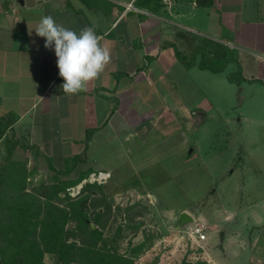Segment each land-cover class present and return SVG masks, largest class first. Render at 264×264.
I'll return each instance as SVG.
<instances>
[{"label":"crops","instance_id":"obj_1","mask_svg":"<svg viewBox=\"0 0 264 264\" xmlns=\"http://www.w3.org/2000/svg\"><path fill=\"white\" fill-rule=\"evenodd\" d=\"M33 1L27 6L0 0V117L9 121L11 134L25 133L39 144L47 134L84 141L91 151L112 135L136 142L157 134L163 145L176 139L184 114L177 78L186 68L174 51L184 52L183 44L194 37L240 50L244 72L252 62L257 68L264 64V0H174L172 10L162 0ZM46 15L77 33L96 25L102 46L110 49V63L86 91L63 92L54 49H46L45 38L35 32ZM172 154L177 160V152ZM260 203L261 212H251L254 223L240 231L231 227L219 250L207 252L213 264H264ZM204 241L198 243L205 247Z\"/></svg>","mask_w":264,"mask_h":264},{"label":"rangeland","instance_id":"obj_2","mask_svg":"<svg viewBox=\"0 0 264 264\" xmlns=\"http://www.w3.org/2000/svg\"><path fill=\"white\" fill-rule=\"evenodd\" d=\"M199 40L207 39L200 36ZM197 44L199 41L193 45L185 42L184 53L190 54L191 45ZM224 47L226 51L217 47L213 50L221 55L218 67L233 57L222 70L201 67L198 61L202 55L213 52L205 45L197 62L179 71L177 94L183 99L184 114L182 134L172 140L174 149H170L171 140L163 145V138L157 134L136 142H129L127 135H112L107 140L101 138L91 151L84 141L65 142L60 134L42 135L47 140L39 144L25 133L11 134L13 131L6 129L7 136L27 147H17L15 155L27 157L29 183L50 182L57 171L71 169L77 163L80 171L106 170L109 177L100 185L113 206L140 201L149 209L141 217V229L126 234L121 251L147 234L160 236L135 264H147L156 258L158 264H179L186 253L189 263L201 260L213 264L207 252L219 250L231 227L240 231L244 223H254L251 212H261L260 201L264 200V64L257 68L250 62V69L244 72L241 51ZM196 111L205 112L206 118L201 119L193 113ZM3 153L0 148V156ZM60 177L64 178L62 174ZM80 183L68 190L71 196L78 194ZM95 209L90 205L91 213ZM183 210L193 216V222L204 226L205 247L192 244L188 232L194 223L173 229ZM116 219L112 218L109 228L117 227ZM45 261L55 264L49 255H45Z\"/></svg>","mask_w":264,"mask_h":264},{"label":"trees","instance_id":"obj_3","mask_svg":"<svg viewBox=\"0 0 264 264\" xmlns=\"http://www.w3.org/2000/svg\"><path fill=\"white\" fill-rule=\"evenodd\" d=\"M205 45L211 51L216 47L226 51L219 43L199 40L191 46L190 54L175 49L174 55L191 67ZM232 59L229 56L218 67L221 55L216 50L203 54L198 62L202 68L219 71ZM8 126L0 117V148L4 150L0 156V264H47L45 255L56 264H135L153 247L160 236L147 234L121 251L126 234L137 233L143 226L141 217L149 209L142 202L113 206L103 187L90 182L84 183L76 196L69 194L68 188L80 183L92 169L80 171L77 163L71 169L57 171L50 182L30 184L27 157L15 155L17 147H27L7 136ZM89 137L90 132L86 140ZM90 205L96 207L92 213ZM115 216L118 225L109 228ZM186 256L179 264H206L201 260L189 263ZM147 264H158V258Z\"/></svg>","mask_w":264,"mask_h":264},{"label":"clouds","instance_id":"obj_4","mask_svg":"<svg viewBox=\"0 0 264 264\" xmlns=\"http://www.w3.org/2000/svg\"><path fill=\"white\" fill-rule=\"evenodd\" d=\"M96 25L78 33L58 24L51 15L41 17L35 32L45 38L44 47L54 49L61 88L66 95L86 91L87 85L97 80L111 61L108 47L102 46L95 31Z\"/></svg>","mask_w":264,"mask_h":264},{"label":"built area","instance_id":"obj_5","mask_svg":"<svg viewBox=\"0 0 264 264\" xmlns=\"http://www.w3.org/2000/svg\"><path fill=\"white\" fill-rule=\"evenodd\" d=\"M174 2V0H162V3H164L165 5H167L168 7H171L172 3ZM131 4L128 5V7H130ZM109 177V173L108 172H104V171H93L91 172L88 177V179H83L81 182L86 183V182H90V183H97V184H102L104 183L107 178ZM83 183H80V185H78L77 187H79L77 190V193H79L80 191V186L83 185ZM76 187H70L68 190H74ZM194 223V224H193ZM191 223V227H190V231L188 232V235L190 236V238L192 239V244L193 242L196 244V246H200L203 248L202 244L198 243V241H204L206 240V235L204 233V226L202 224H198L193 222ZM163 242H165V240H163ZM197 249V248H196Z\"/></svg>","mask_w":264,"mask_h":264},{"label":"water","instance_id":"obj_6","mask_svg":"<svg viewBox=\"0 0 264 264\" xmlns=\"http://www.w3.org/2000/svg\"><path fill=\"white\" fill-rule=\"evenodd\" d=\"M209 1L210 0H194V3L196 5H204L207 2H209ZM18 2L20 3V5L25 4L27 6H30L31 4L32 5L34 4L33 0H18ZM194 113L196 115H198L201 119H205L206 118L205 112H203V111L194 112ZM8 122H9L8 120L5 121V123H8ZM189 152H191V151H189ZM193 221H194L193 216L190 213H188L187 211L183 210V211L179 212L178 218H177V222L172 227L175 230H179V229L184 228L187 225L193 223ZM222 234L223 233H221V235Z\"/></svg>","mask_w":264,"mask_h":264}]
</instances>
